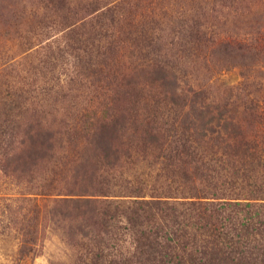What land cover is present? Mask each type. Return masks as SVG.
I'll return each instance as SVG.
<instances>
[{
    "label": "trees",
    "instance_id": "16d2710c",
    "mask_svg": "<svg viewBox=\"0 0 264 264\" xmlns=\"http://www.w3.org/2000/svg\"><path fill=\"white\" fill-rule=\"evenodd\" d=\"M60 1L74 20L79 10ZM105 16L98 11L80 25L89 28L92 46L86 43L77 52L92 51L96 40L105 53L114 48L113 33L121 27L113 19L104 22ZM171 30L175 52H161L159 36L151 35L140 46L141 65L150 66L152 42L157 49L151 64L164 74L163 81L169 78L162 100L150 95L156 109L150 108V119L141 123L134 122L137 102L116 105L109 86L117 90L124 85L115 74L106 77L103 95L92 94L94 101L80 108L70 106L73 114L58 122L47 120L44 102L27 103L0 89V171L29 177L27 192L18 199L30 205L18 229L20 258L36 242L27 214L53 195L52 212L64 222L66 243L75 256L72 264H264V104L248 98L236 104L239 94L232 87L214 86L206 75L199 86L176 83L182 78L176 73L185 68V79L189 68L208 69L210 59L201 48L218 56L220 51L217 68L238 66L249 78L254 64L245 55L251 46L236 39L215 42L200 24H178ZM103 54L108 66L110 55ZM94 75L106 76L103 70L89 74ZM132 128L133 135L127 136ZM60 139L75 162L70 170L75 179L65 190L33 180L32 166ZM87 153L95 160L92 166ZM139 158L150 162L138 176L137 170L132 172Z\"/></svg>",
    "mask_w": 264,
    "mask_h": 264
},
{
    "label": "rangeland",
    "instance_id": "374dc122",
    "mask_svg": "<svg viewBox=\"0 0 264 264\" xmlns=\"http://www.w3.org/2000/svg\"><path fill=\"white\" fill-rule=\"evenodd\" d=\"M67 2L71 8L79 10L72 20L76 21V27L68 19L66 12H63L67 5L63 7L60 0H0V89H8L15 95H21L20 99L27 103L44 102L43 104H47L44 114L50 122H58L72 115V105L80 108L89 100L94 101L92 94L100 96L103 93L100 88H105V79L107 76L111 79V74L118 75L121 85H124L122 88L117 87V90L114 84L109 86L113 87L116 105L128 106L137 102L139 109L134 122L141 123L150 119V108H154L153 103H150V95L162 100L163 94L160 92L162 89L167 90L169 78L166 76L167 81H163L161 75L164 74L155 71L151 64L155 56L154 50L157 49L152 47V42L148 55L150 66H142L141 57L137 56L141 51L140 46L151 35L159 36L157 46L162 47L161 52H175L178 48L170 44L173 42L171 29L178 24H200L210 32L209 36L215 42L235 39L247 41L251 50L246 52L245 61L249 60L254 64L250 68L249 78H244L245 70L238 66L217 68V61L222 56L220 51L218 56L217 52L215 54L210 52L212 50L201 48V53L209 56L210 63L206 65L210 70L205 67H197L195 70L189 68L188 72L191 74L185 79V68V71L176 73V76L182 77L176 80L178 85L199 86L203 82V75H206L214 86L232 87L234 93L239 94V99L235 98L236 104L247 98L264 104V0ZM87 8L94 9L95 12L81 10ZM110 10L114 11V16ZM98 11H105L104 22L109 23L113 19L117 27H121V31L117 32L115 28L113 33L114 48L105 53L104 47H100V41L96 40L92 51L83 52L78 49L77 52V47H83L86 43L92 46L89 28H81L80 25L86 24ZM172 46V50H169ZM102 53L110 55L108 66ZM254 53H257L256 58L252 59ZM101 70L106 76H89L92 71L99 73ZM214 81L217 83H213ZM39 91L44 92L39 94ZM218 93L217 99H221L222 95ZM169 100L170 98H165V101ZM235 114L237 117L240 115L239 111ZM26 118L31 119V116L27 115ZM133 133V128L126 131L127 136ZM65 142L61 139L54 140L52 144L55 149L35 162L32 166L35 182H53L59 190L67 189L73 182L75 178L72 175L75 172L70 170L75 162H72L71 152ZM61 145L64 146L63 151ZM89 159L88 163L92 166L91 162L95 161L92 153ZM68 161L70 165L68 163L63 168ZM149 162L150 160L146 162L139 158L132 173L137 170L139 176L142 170H146ZM76 165V169H79L80 166ZM28 179L29 177L6 176L0 171V264H72L75 256L73 248L66 243L68 239L62 230L64 222L52 212L53 195L44 197L37 212L27 214L32 218L30 231L36 242L34 245L30 244L32 250L29 254L20 258L18 229L22 214L30 205L18 199L23 196L21 193L27 192Z\"/></svg>",
    "mask_w": 264,
    "mask_h": 264
}]
</instances>
